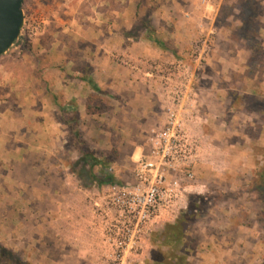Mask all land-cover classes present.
<instances>
[{
	"label": "rangeland",
	"instance_id": "rangeland-1",
	"mask_svg": "<svg viewBox=\"0 0 264 264\" xmlns=\"http://www.w3.org/2000/svg\"><path fill=\"white\" fill-rule=\"evenodd\" d=\"M241 6L25 0L20 37L0 58V184L7 185L0 189V245L22 264H111L87 200L98 186L88 180L90 162L77 152L72 131L98 159L111 161L94 168L97 176L129 183L149 136L164 126L161 89L180 85L195 91V172L199 195L212 198L208 217L190 234L192 264H264V204L249 192L264 165V56L253 60L240 36ZM142 20L151 21L165 50L146 40ZM55 82L72 84L85 106L66 98L63 86L58 110L44 106L55 97ZM34 97L41 104L35 109ZM151 235L127 264L150 258Z\"/></svg>",
	"mask_w": 264,
	"mask_h": 264
},
{
	"label": "built area",
	"instance_id": "built-area-1",
	"mask_svg": "<svg viewBox=\"0 0 264 264\" xmlns=\"http://www.w3.org/2000/svg\"><path fill=\"white\" fill-rule=\"evenodd\" d=\"M161 92L165 123L149 136L131 182L97 187L87 198L111 264H127L130 254L144 253L143 243L157 226L174 222L188 196L203 192L195 172L200 138L191 128L200 118L195 91L174 85Z\"/></svg>",
	"mask_w": 264,
	"mask_h": 264
},
{
	"label": "trees",
	"instance_id": "trees-1",
	"mask_svg": "<svg viewBox=\"0 0 264 264\" xmlns=\"http://www.w3.org/2000/svg\"><path fill=\"white\" fill-rule=\"evenodd\" d=\"M241 38L246 42L252 54V59H262L264 56V43L261 38V24L259 16L261 5L258 0H240ZM231 14L232 9H227ZM145 30L146 40L157 49L165 50L166 44L159 39L154 26L150 20H142ZM254 66H252L253 68ZM253 72V70H252ZM87 82L95 91H99L96 83L88 78ZM237 104V102H236ZM235 107V106H234ZM262 110V109H261ZM264 110V109H263ZM73 132V143L77 152L85 160L90 162V169L87 174L91 182H95L98 187L104 185H124L117 181L113 175L97 176L93 170L96 167L106 168L111 161H102L88 147L85 139L79 132ZM87 188V187H86ZM249 192L258 194L261 203L264 204V165L258 167L254 177L250 181ZM212 198L200 195H190L187 209L180 212L178 218L171 223H167L151 235L152 251L150 258L144 264H192L191 257L195 252L193 240L190 238L191 232L209 215ZM262 214H264L262 212ZM0 256L3 264H22V261L15 253L3 245H0Z\"/></svg>",
	"mask_w": 264,
	"mask_h": 264
},
{
	"label": "water",
	"instance_id": "water-1",
	"mask_svg": "<svg viewBox=\"0 0 264 264\" xmlns=\"http://www.w3.org/2000/svg\"><path fill=\"white\" fill-rule=\"evenodd\" d=\"M25 0H0V58L5 55L19 39L24 27Z\"/></svg>",
	"mask_w": 264,
	"mask_h": 264
},
{
	"label": "crops",
	"instance_id": "crops-1",
	"mask_svg": "<svg viewBox=\"0 0 264 264\" xmlns=\"http://www.w3.org/2000/svg\"><path fill=\"white\" fill-rule=\"evenodd\" d=\"M263 23H264V15H263ZM263 33H264V27H263ZM66 74H68L67 72L65 73V77H67V78H69ZM60 77V76H59ZM93 81H94V79H93ZM95 83H96V85H97V87H98V89L99 90H101L100 89V85L98 84V82H96V81H94ZM72 83V82H71ZM77 83H84V85H87L85 82H79V81H77ZM61 85V82H55L54 83V86H50V88L51 89H54L55 91H54V99L53 100H50V102L47 104V105H44V106H47L49 109H51V110H58V107H59V104H60V100H59V98L57 97V94H58V89L59 88H62V86H63V88H62V91L64 92V94L66 95V98H67V96H70V98H71V96L72 95H74V98H75V103H77L80 107H82V106H85V103L83 104V101H84V98H83V96H82V94H80V93H78V91H75L74 90V86L72 85V84H70V83H65L64 85H62V86H60ZM73 86V87H72ZM90 86V85H89ZM86 88L87 87H80V89L81 90H85L86 91ZM93 89V88H92ZM60 90V89H59ZM61 91V92H62ZM93 91H95V90H93ZM95 92H97V91H95ZM85 93V92H84ZM38 101H40V100H36V98L34 97L33 98V101H32V104H33V108L35 109L38 105L40 106L41 104L38 102ZM44 104H46V102L44 103ZM4 187V190L6 189V186L7 185H4V184H0V189L2 188L3 189V187ZM87 190H89V189H87ZM18 200V199H17ZM1 202V201H0ZM10 202L11 203H14V201H11L10 200ZM244 264V263H243Z\"/></svg>",
	"mask_w": 264,
	"mask_h": 264
}]
</instances>
